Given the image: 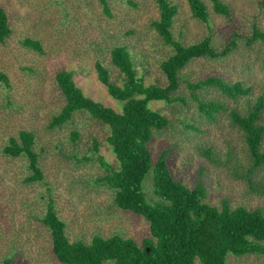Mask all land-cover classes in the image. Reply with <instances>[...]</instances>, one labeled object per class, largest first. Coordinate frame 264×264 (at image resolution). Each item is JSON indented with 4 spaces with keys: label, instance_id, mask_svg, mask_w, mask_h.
Listing matches in <instances>:
<instances>
[{
    "label": "rangeland",
    "instance_id": "374dc122",
    "mask_svg": "<svg viewBox=\"0 0 264 264\" xmlns=\"http://www.w3.org/2000/svg\"><path fill=\"white\" fill-rule=\"evenodd\" d=\"M172 1L178 6L173 34L184 42L194 43L210 35L222 49L231 34H238L227 56L194 60L181 74L190 80L216 75L251 86L253 96L264 94L260 45L245 44L254 28L264 32V0H221L231 9V17L210 10L209 24L192 18L184 0ZM109 3L111 17L103 13L98 0H0L12 28L9 39L0 43V71L9 80L8 87L0 83V264L6 258H13V264H57L50 253L49 235L38 222L48 197L53 198L70 240L89 242L94 235L119 234L140 242L147 234L146 222L114 209L111 192L97 182L104 172L98 155L116 165L105 143L108 129L86 114H76L73 123L63 129H48L51 116L62 106L54 80L62 69L74 73L86 97L120 110L94 68L95 61H108L115 45H128L135 59L145 65L148 82L165 81L159 64L171 49L150 27V21L158 17L154 0ZM25 37L39 40L43 54L25 47ZM181 94L187 98V106L150 103L173 122L168 130L155 134L152 152L168 149L172 175L189 188L203 186L207 203L220 206L225 201L231 207L241 205L264 213V195L252 190L243 177L248 154L227 113L207 121L199 117L187 89ZM216 95L215 90L207 94L209 98ZM226 104L227 109L245 108L244 100ZM184 121L195 129L186 128ZM74 129L80 136L76 145L68 137ZM21 130L36 133L44 182L24 183V160L2 153L9 137ZM94 141L99 144L97 153L91 148ZM207 150L210 155L205 154ZM142 186L147 200H155L151 174ZM228 264H264V257H232Z\"/></svg>",
    "mask_w": 264,
    "mask_h": 264
},
{
    "label": "trees",
    "instance_id": "16d2710c",
    "mask_svg": "<svg viewBox=\"0 0 264 264\" xmlns=\"http://www.w3.org/2000/svg\"><path fill=\"white\" fill-rule=\"evenodd\" d=\"M190 16L204 24L210 22V10L217 16L231 17V9L221 0H184ZM101 10L111 17L109 0H98ZM158 17L150 21L161 42L171 53L159 64L164 83L148 82L145 65L133 56L128 45H115L109 51L106 63L95 61L98 81L120 105L114 110L101 102L86 97L74 80V73L59 70L55 84L62 99L60 110L53 114L48 129H63L73 123L76 114L89 118L108 129L105 143L111 149L116 165L109 164L101 155L97 161L103 168L99 185L112 194L111 206L131 213L146 222L148 230L137 242L131 237L113 234L108 237L94 235L89 242L70 240L66 224L59 217L53 198L48 197L38 222L48 233L50 253L57 264H228L230 258L246 256L264 257V213L238 205L231 207L223 201L220 206L206 202V189L201 185L189 188L171 173L168 149L153 153L151 142L155 134L172 126L171 118L150 107L151 102L168 105H188L181 94L187 89L195 103L199 117L214 122L220 113H227L229 122L241 134L249 165L243 177L252 190L264 195V94L251 95L252 87L240 81H231L216 75L195 80L181 73L197 59L220 60L235 46L238 34L218 48L210 35L194 43H186L173 34L178 6L172 0H154ZM12 33L10 18L0 6V43ZM246 46L260 45L261 65L264 69V32L253 29L245 38ZM23 45L43 54L39 40L25 37ZM0 83L9 86L6 74L0 71ZM216 96L209 98L208 92ZM206 91V94L203 93ZM245 101V108L227 109L226 101ZM195 129L191 122H182ZM74 145L79 132H68ZM98 152L99 144H91ZM2 153L10 158L24 160L26 184L44 182L37 148V136L32 130H21L9 137ZM211 151H205L210 155ZM151 174L155 200L148 201L142 183ZM258 178V179H257ZM257 180V181H255ZM13 264V258L4 259Z\"/></svg>",
    "mask_w": 264,
    "mask_h": 264
}]
</instances>
